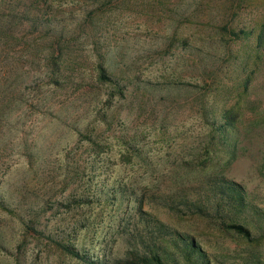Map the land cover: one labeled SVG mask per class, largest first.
Returning <instances> with one entry per match:
<instances>
[{"label":"rangeland","instance_id":"1","mask_svg":"<svg viewBox=\"0 0 264 264\" xmlns=\"http://www.w3.org/2000/svg\"><path fill=\"white\" fill-rule=\"evenodd\" d=\"M156 250L264 264V0H0V264Z\"/></svg>","mask_w":264,"mask_h":264},{"label":"trees","instance_id":"2","mask_svg":"<svg viewBox=\"0 0 264 264\" xmlns=\"http://www.w3.org/2000/svg\"><path fill=\"white\" fill-rule=\"evenodd\" d=\"M220 187L222 191L219 189ZM206 191V197L203 196V199H199L198 205L197 202L192 203V206L197 208L199 212H214L216 217L222 218L219 213L220 210H224L228 199V202H232L237 208V214L235 215H244L248 205L245 200V192L238 184L228 180H218L213 184L209 183V187ZM242 217L243 216H241V218ZM234 220L231 221V223H227V226L232 229L234 233L249 241L257 240L252 237L250 229L242 220H240V217H236ZM221 221L224 222V220ZM195 247L196 246L193 245L192 241L188 243L187 246H185V254L187 257L190 256L193 251H195ZM71 253L75 254L76 256L78 255V253L73 249ZM199 255L203 256L202 252H199ZM115 264H177V262L169 257L167 253H160L158 250H156L149 251L148 253L135 252L131 257L117 259Z\"/></svg>","mask_w":264,"mask_h":264}]
</instances>
